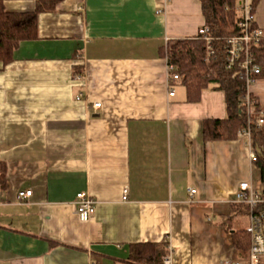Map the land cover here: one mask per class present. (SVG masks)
<instances>
[{"label": "crops", "instance_id": "crops-1", "mask_svg": "<svg viewBox=\"0 0 264 264\" xmlns=\"http://www.w3.org/2000/svg\"><path fill=\"white\" fill-rule=\"evenodd\" d=\"M0 1L23 13L38 0ZM160 7L58 0L0 63V264H127L139 244L165 245L172 264L246 260L232 233L247 212L230 201L242 182L261 188L259 170L246 140H203L202 122L226 117L223 92L187 102L178 82L169 97L166 51L204 18L200 0ZM253 21L264 30V0ZM248 93L262 107L264 77ZM78 193L96 204L86 223Z\"/></svg>", "mask_w": 264, "mask_h": 264}, {"label": "trees", "instance_id": "trees-1", "mask_svg": "<svg viewBox=\"0 0 264 264\" xmlns=\"http://www.w3.org/2000/svg\"><path fill=\"white\" fill-rule=\"evenodd\" d=\"M259 0L252 1V15ZM58 0H38L32 12H7L0 1V63L7 65L13 52L24 41L37 39V21L41 13L53 12ZM204 18L205 36L213 38L216 47L223 46L226 39L239 34L238 15L234 11L236 0H200ZM254 26V22L252 24ZM200 35L194 39L176 41L166 51L168 65L176 66L183 76L181 84L186 91L187 102H196L200 93L210 86L223 92L226 117L202 122L204 141L233 140L237 132L247 126L246 95L243 79L235 71L225 69L221 52L205 62L204 42ZM255 60L264 65V37L253 45ZM264 77V73L256 79ZM250 122L251 148L256 156L254 165L260 173V187L264 192V105L260 107L254 97ZM262 110V115L258 114ZM262 123L259 124L258 121ZM6 167L0 163V187L5 185ZM232 244L239 253H246L249 237L245 230L232 233ZM166 253L165 245L139 244L130 247L127 264H162Z\"/></svg>", "mask_w": 264, "mask_h": 264}, {"label": "built area", "instance_id": "built-area-1", "mask_svg": "<svg viewBox=\"0 0 264 264\" xmlns=\"http://www.w3.org/2000/svg\"><path fill=\"white\" fill-rule=\"evenodd\" d=\"M167 0H160L161 7L157 9L156 13L160 14L166 6ZM252 1L253 0H236L234 11L238 15L237 28L239 34L226 39L223 46L216 47L214 39L205 36L207 29L203 26L198 35L203 36L201 39L204 42L205 62H209L216 53L221 52L225 69L235 71L241 79L244 80L247 93L248 88L254 83L256 77L264 73V65H259L255 60V55L252 50L253 45H258L259 41L264 37V30L257 26H252ZM183 76L177 73L176 66H167V83L168 95L174 96L172 85L181 82ZM246 113L247 126L240 129L236 136L237 138L246 140L248 147L249 159L252 163L255 162L256 156L251 148V131L250 120L252 113V99L249 93L246 95ZM95 109L100 107V104L93 105ZM258 114L262 115V110L258 109ZM262 123L261 120L258 121ZM190 193H195L190 190ZM31 196V191H20L17 194L18 201L23 202ZM231 204L242 206L246 209L248 216V225L245 229L249 237V248L247 251V258L244 261H232L222 264H264V192L262 188L253 186L249 182H242L238 185L233 194ZM95 202L85 193H78L76 195L74 206L79 221L88 222L95 213ZM162 264H172V251L167 249V254L162 259Z\"/></svg>", "mask_w": 264, "mask_h": 264}, {"label": "rangeland", "instance_id": "rangeland-1", "mask_svg": "<svg viewBox=\"0 0 264 264\" xmlns=\"http://www.w3.org/2000/svg\"><path fill=\"white\" fill-rule=\"evenodd\" d=\"M245 218H240V219H237L236 222H235V225L234 228H237V229H243V228H246L244 225L246 224L245 222ZM240 224V225H239Z\"/></svg>", "mask_w": 264, "mask_h": 264}]
</instances>
